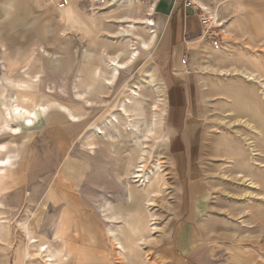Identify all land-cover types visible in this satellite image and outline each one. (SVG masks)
<instances>
[{
  "label": "rangeland",
  "instance_id": "rangeland-1",
  "mask_svg": "<svg viewBox=\"0 0 264 264\" xmlns=\"http://www.w3.org/2000/svg\"><path fill=\"white\" fill-rule=\"evenodd\" d=\"M124 1L0 0V79L28 80L0 89V121L21 130L0 124V264H45L29 234L57 264H264V101L258 84L236 74L264 81V0H200L222 25L196 29L178 54L201 106L202 134L188 151L175 149L166 126L173 47L164 49L159 23L152 46L107 80L109 56L127 57L125 38L114 35L121 15L156 14ZM158 94L159 124L144 139ZM19 102L46 108L24 126V115L4 112ZM140 147L145 173L160 166L146 187L130 178Z\"/></svg>",
  "mask_w": 264,
  "mask_h": 264
},
{
  "label": "bare ground",
  "instance_id": "bare-ground-1",
  "mask_svg": "<svg viewBox=\"0 0 264 264\" xmlns=\"http://www.w3.org/2000/svg\"><path fill=\"white\" fill-rule=\"evenodd\" d=\"M115 1H117V3H120V1L123 2V0H120V1L119 0H109V5H112L113 2H115ZM124 2H126L125 4L127 5V2H130V0H125ZM198 2L201 3L200 0H198ZM201 6H203V8H205V9L208 8L204 4H202ZM146 15H150V13L146 12ZM213 19H215V18H212V20ZM119 21L120 22H126V23L121 24L120 27L116 30V33L114 35H116V37L122 36L121 38H125V43L126 44L122 46L124 48V49L122 48V50H124L122 52L125 53L127 51V57L123 61H119L117 57L120 55V53H119V55H116L114 57L109 56V65L111 66L110 67L111 68V73H110L109 78H107V80L109 81V84H111L112 81L115 80V78H116L117 74L119 73L120 69L127 68L129 63H133V61H135L137 59V57L139 56L140 50H143V51L148 50L152 46V44L154 43L155 38H156V31L153 28L154 20L152 18H150V17H143V18H140V19H135V18L130 17L129 15H121V17L119 18ZM140 26H141V28H145L146 30H148V35L147 36L139 35L137 33V31H135ZM134 44H136V45H134ZM236 72H237L236 74H239L246 81H248L250 83L252 82V83L258 84L259 89H260L259 92H258L260 94V99L264 101V81H263V79H261L260 76H257V74L252 72V71L236 70ZM32 77L36 78L37 76H32ZM6 78H8V77H6ZM27 78H28V76H27ZM150 81H153L152 77L150 78ZM24 82H28V80L17 79V80H12V81H10L8 83H10L11 85H14V86L16 84H18L20 86V84L22 85V84H24ZM154 90L156 92H158V89L155 86H154ZM131 93L133 95H137L135 90H132ZM159 94L154 99L153 103L150 105V111L151 112H150L149 119L146 120V122H145L146 127H145V131L143 132L144 139L149 137L150 135L154 134L155 131H156V125L159 124L158 111H159V108H160L159 107L160 102L162 101L161 97H159ZM86 100H87V98H86ZM35 105H37L38 108H36L35 106L24 107L23 105L20 104V102L16 103V104L7 103V107H5L4 112L7 113V114H10L11 116H15V117H22L24 115L23 116V125L24 126H31L33 124V122H34L33 119L35 118V116L37 114L36 110L42 111L43 108H46V106L41 105L40 103H35ZM138 107H139V109H142V104L139 101H137L135 103V106L133 108H131V111L134 114H138L136 112V109ZM122 111H124V113H128L127 112L128 110L125 109L124 106H122ZM70 115H71L73 120H77L78 119V116H75L73 114H70ZM2 119H3V117H2ZM2 121L3 120H1V122ZM4 121L2 122V124H3L4 127H6L9 130V133L14 134V135L15 134H19V132L21 130H20V128L18 126H10L7 121H5V122ZM110 122H112V121H110ZM256 124L257 123H255V125ZM130 125L137 126L136 123H134V124L132 123ZM1 127L2 126H0V129H1ZM256 127H257V125H256ZM135 128H137V127H135ZM259 131H261V130H259ZM103 133L105 134L106 132L104 131ZM261 134H262V132H261ZM140 142L142 143V141H140ZM146 151H145V149L140 147V151L135 156L136 157V162L134 163L133 171L130 173V178H132V181L136 182L138 185L143 186V187L147 186V183L150 180V176L153 175L154 172L157 173V171H159V169H160L159 163H154L153 166L149 169V171L147 173H145V170H144L145 164L143 162L146 159L145 158V156H146L145 152ZM134 160H135V158H134ZM5 162H6L5 158L0 159V163H5ZM149 172H150V174H149ZM142 177H143V179H142V182H141L140 179ZM155 192H157V191H155ZM130 198H131L130 197V193L127 190V192H126V200H127V202L130 200ZM101 215L103 216V219L106 222H109L115 216L114 214L111 213L110 207H109V214L106 213L105 207H104L102 209V214ZM2 222L3 221H0V226H1ZM24 229L27 230V232L29 233V228H28L27 225L24 226ZM107 232L112 236V239L116 242L118 247L123 249V245L118 240L117 234L115 233V230L112 229V227L111 228L108 227ZM28 244L31 245L33 248L35 247V252L33 254L34 255H38L45 262V264H57L56 263V259H55V254L52 251H50V248H49L48 245H45L43 243L42 244H38L37 241L34 239V237L31 236L30 234H29V237H28ZM66 244L68 245V243H66ZM259 247H261V245Z\"/></svg>",
  "mask_w": 264,
  "mask_h": 264
},
{
  "label": "crops",
  "instance_id": "crops-1",
  "mask_svg": "<svg viewBox=\"0 0 264 264\" xmlns=\"http://www.w3.org/2000/svg\"><path fill=\"white\" fill-rule=\"evenodd\" d=\"M152 19L159 23L162 29L164 36L161 43L165 46L164 49L173 47L170 58L171 65L165 76L164 100L167 110L165 118L167 119L168 134L169 136L170 134L176 135L173 143L181 144L175 147L177 151H188L202 134V127L197 121L201 116V106L198 104V99L195 98L194 89L197 79L190 71H182L178 54L183 50L182 40L186 41L189 34L199 29L200 23L195 14L180 5H173L172 0H162L157 5L155 17ZM6 83L0 79V89L9 85ZM8 87L11 88V85ZM1 107L0 118H2L3 112ZM0 145L2 144L0 143ZM1 152L2 150H0ZM174 158L179 162L181 154L175 153Z\"/></svg>",
  "mask_w": 264,
  "mask_h": 264
},
{
  "label": "built area",
  "instance_id": "built-area-1",
  "mask_svg": "<svg viewBox=\"0 0 264 264\" xmlns=\"http://www.w3.org/2000/svg\"><path fill=\"white\" fill-rule=\"evenodd\" d=\"M162 0H141L144 6L147 9V12L154 14L156 12L157 5ZM173 5H180L183 8L190 10L193 14H195L200 23V30L204 33L213 32L215 28H219L222 25V22L216 17L215 19H211L210 14L201 6L198 0H172ZM181 62L186 63L185 58H182Z\"/></svg>",
  "mask_w": 264,
  "mask_h": 264
},
{
  "label": "snow or ice",
  "instance_id": "snow-or-ice-1",
  "mask_svg": "<svg viewBox=\"0 0 264 264\" xmlns=\"http://www.w3.org/2000/svg\"><path fill=\"white\" fill-rule=\"evenodd\" d=\"M30 123V122H29Z\"/></svg>",
  "mask_w": 264,
  "mask_h": 264
}]
</instances>
